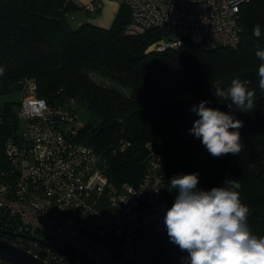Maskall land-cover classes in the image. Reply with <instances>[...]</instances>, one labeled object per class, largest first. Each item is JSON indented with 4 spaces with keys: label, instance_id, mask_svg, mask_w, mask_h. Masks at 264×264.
<instances>
[{
    "label": "trees",
    "instance_id": "trees-1",
    "mask_svg": "<svg viewBox=\"0 0 264 264\" xmlns=\"http://www.w3.org/2000/svg\"><path fill=\"white\" fill-rule=\"evenodd\" d=\"M79 10L93 15L100 9L89 12L74 0H0V95L21 91L27 78L49 103L76 98L75 109L84 106L89 117L67 126L66 136L103 153L105 174L116 185L141 179L151 148L163 157L170 206L177 195L170 187L174 176L198 173L201 190L222 186L227 178L238 180L241 200L249 208L248 226L264 236V91L257 74L262 61L255 54L264 50V0L242 4L234 48H205L185 38L175 48L147 50L167 32L150 28L126 34L131 13L123 2L108 28L88 21L73 28L67 15ZM92 72L128 90L99 83ZM237 77L249 81L256 93L248 112L229 109L213 94V84L226 89ZM203 100L243 121L241 153L213 157L190 133L198 119L191 108ZM18 101L0 108V170L7 167L5 143L18 129ZM164 217L138 235L137 258L182 264L187 253L170 241Z\"/></svg>",
    "mask_w": 264,
    "mask_h": 264
},
{
    "label": "built area",
    "instance_id": "built-area-1",
    "mask_svg": "<svg viewBox=\"0 0 264 264\" xmlns=\"http://www.w3.org/2000/svg\"><path fill=\"white\" fill-rule=\"evenodd\" d=\"M120 1L131 13L126 34L166 30L147 48L161 51L185 38L205 48L236 47L240 8L249 0ZM101 6L84 3L89 12ZM35 87L22 80L18 129L5 143L7 167L0 170V228L15 232L9 242L47 264H149L138 260L135 241L171 207L163 157L149 148L141 179L116 185L103 153L65 134L77 123L76 98L49 103Z\"/></svg>",
    "mask_w": 264,
    "mask_h": 264
},
{
    "label": "clouds",
    "instance_id": "clouds-1",
    "mask_svg": "<svg viewBox=\"0 0 264 264\" xmlns=\"http://www.w3.org/2000/svg\"><path fill=\"white\" fill-rule=\"evenodd\" d=\"M256 56L259 88L264 91V50ZM4 69L0 67V75ZM249 81L239 77L230 86L222 88L213 84L214 96L228 102V108L248 112L255 107V90ZM201 101L191 111L198 119L189 130L213 157L238 155L244 148L239 129L243 121L230 112L208 107ZM198 173L174 176L170 187L176 189L172 206L167 209L164 224L170 241L186 257L182 264H264V236L254 235L248 226L249 208L238 191L241 184L236 179H225L222 186L210 190L198 188Z\"/></svg>",
    "mask_w": 264,
    "mask_h": 264
},
{
    "label": "rangeland",
    "instance_id": "rangeland-1",
    "mask_svg": "<svg viewBox=\"0 0 264 264\" xmlns=\"http://www.w3.org/2000/svg\"><path fill=\"white\" fill-rule=\"evenodd\" d=\"M89 14L83 12L81 10V12L79 11H75V12H71L67 15V20L69 22V24L74 28L77 27L84 19L85 16H88ZM82 20V21H81ZM92 78L99 82V83H104V84H114L115 87H117L118 89L122 90L123 92H126L128 90V88L126 87H122L121 85H116L113 81L104 78L94 72L91 73ZM125 88V89H124ZM127 89V90H126ZM21 96V91H12L3 95H0V108L2 107L3 103L6 101H18L19 98ZM89 117V112L87 111V109L84 106H80L78 108V118H77V122H84L87 118ZM0 264H8L7 261H4V263H0ZM11 264V263H10Z\"/></svg>",
    "mask_w": 264,
    "mask_h": 264
},
{
    "label": "water",
    "instance_id": "water-1",
    "mask_svg": "<svg viewBox=\"0 0 264 264\" xmlns=\"http://www.w3.org/2000/svg\"><path fill=\"white\" fill-rule=\"evenodd\" d=\"M171 29H168V33ZM0 233L15 234L13 231L0 228ZM58 250V249H57ZM65 258L72 263L71 258L63 251L58 250ZM0 259L11 264H47L41 259L33 256L21 247L11 244L9 241L0 238Z\"/></svg>",
    "mask_w": 264,
    "mask_h": 264
},
{
    "label": "crops",
    "instance_id": "crops-1",
    "mask_svg": "<svg viewBox=\"0 0 264 264\" xmlns=\"http://www.w3.org/2000/svg\"><path fill=\"white\" fill-rule=\"evenodd\" d=\"M78 5H83L90 0H74ZM102 6L97 14H89L85 16L83 21H88L92 24L108 28L111 26L116 12L120 6V0H101ZM84 12V10H82ZM81 12V10H79ZM86 13V12H85ZM82 21V20H81ZM82 21V22H83Z\"/></svg>",
    "mask_w": 264,
    "mask_h": 264
},
{
    "label": "flooded vegetation",
    "instance_id": "flooded-vegetation-1",
    "mask_svg": "<svg viewBox=\"0 0 264 264\" xmlns=\"http://www.w3.org/2000/svg\"><path fill=\"white\" fill-rule=\"evenodd\" d=\"M0 238L7 240V241H9L10 239L9 234H4V233H0ZM0 263H4V261L0 259ZM8 264L10 263L8 262Z\"/></svg>",
    "mask_w": 264,
    "mask_h": 264
}]
</instances>
